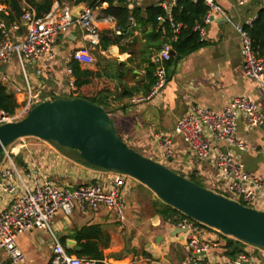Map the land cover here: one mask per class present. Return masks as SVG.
Listing matches in <instances>:
<instances>
[{"label": "crops", "instance_id": "1", "mask_svg": "<svg viewBox=\"0 0 264 264\" xmlns=\"http://www.w3.org/2000/svg\"><path fill=\"white\" fill-rule=\"evenodd\" d=\"M0 1L3 7L0 12L5 16L11 15L13 20L0 18L6 23L10 37L18 40L24 34L21 22V0ZM240 1L213 0L221 11L210 9L208 12L209 22L203 24L204 35L201 37L206 44L177 62L173 74L156 95L149 98L135 96L124 108L110 110V116L123 140L129 146L141 148L147 154L145 156L154 157L153 155L157 154L154 142L156 133L170 134L174 141L173 157L168 160L171 168L175 172L177 170V173L182 172L186 178L194 173L197 178L208 184L204 186L208 188L219 185L215 181V170L208 163L191 155L181 136L173 131L177 119L191 105L198 104L220 112L233 97L248 96L258 103H263L264 97L257 83L242 73L240 37L236 26L256 17L258 10L264 8V0ZM13 2L19 9L17 18ZM149 4H163L168 13L172 0H127L126 2L129 9L133 6L144 8ZM106 7L107 3L102 6V9L96 11L99 36L110 32L114 35H122V38L118 44H111L106 50H100V54L108 60L123 62L127 67L132 68L133 74L129 77V84H134L142 76L143 70L142 67L137 68L134 65L135 62L130 64L128 58L131 49L135 50L143 42L141 31L134 29L135 23L130 19L131 26L125 31L122 29L121 34H115L113 30L117 24L116 21L101 19L102 15H105L103 9ZM13 23L19 24V28L14 30ZM83 46L87 47L94 57L92 51L95 50V46L84 38L80 28H71L59 35L56 40L50 75L38 76L35 73V62L26 61L25 71L33 91H39L42 96L46 95L44 99L69 95L71 90L68 85V56L73 49ZM120 47L124 48L123 52L120 51ZM81 66L96 71V59L90 65ZM0 71L8 78L4 85L7 91L13 94L16 107H18L26 98V93L24 92V77L17 58L13 56L1 65ZM15 86H19L21 90L15 92ZM237 127V134L250 145V149L240 151L235 146L225 143H221L222 146L242 161L248 170L262 172L264 170V130L262 127L246 130L244 119L241 117L237 121ZM255 148L261 149L260 152ZM16 151H18L17 154L13 156L17 158L21 156L22 172L31 175L32 178L46 177L59 185L75 187L101 174V170L97 167L68 157L44 141H23ZM157 157L160 158V156ZM161 159L154 160L160 162ZM127 195H130L128 186L124 190V201ZM8 202V195L0 191V210L8 207ZM255 204L257 206L254 208L264 210V200L258 199ZM155 215L157 213L153 211L144 220H139L133 235L126 240L124 238L126 235L125 218L123 223L117 222L105 206H101L96 212L85 214L77 209L67 216L58 214L52 218L51 224L59 241L61 242L62 237L65 239V245H63L66 250L76 246V241L69 237L74 227L83 224H100L109 234V244L102 249L105 264H135L136 262V264H152L153 262L178 264L185 257L179 247L182 232H177L173 224L163 221L160 216L158 223L153 224L152 220ZM130 224L133 226L132 220ZM49 236L46 230L39 228H32L19 234L16 244L21 249L24 258L17 264H50L52 241ZM213 253L219 258L223 256V250L219 247L215 248ZM9 261V257L1 253L0 262L8 263ZM261 262L264 264V259Z\"/></svg>", "mask_w": 264, "mask_h": 264}, {"label": "built area", "instance_id": "2", "mask_svg": "<svg viewBox=\"0 0 264 264\" xmlns=\"http://www.w3.org/2000/svg\"><path fill=\"white\" fill-rule=\"evenodd\" d=\"M174 2L175 0H172L171 6ZM204 2L211 10L221 11L213 0H204ZM106 3L102 0L95 7L84 4L79 15L75 16L71 12L72 4L67 2L60 4L54 1L48 11L37 15L35 7L30 2L21 0V22L24 34L18 40L10 37L6 23L0 18V66L13 56L17 58L24 77V92L26 93L23 103L15 107L12 113L0 110V125L22 118L34 105L44 100L39 91H33L25 71V62H35V73L38 76L50 75L54 61V45L58 36L75 27L82 30L84 38L91 45L98 46L100 36L96 11L102 9ZM1 5L0 1V10L3 9ZM161 6L166 8L163 4ZM167 16L173 31L178 33L181 24L173 21L170 11ZM254 18L246 20L244 24H251ZM101 19L116 21L111 15H102ZM158 19L162 18L158 16ZM207 22H209V14L203 19V24ZM244 24L236 26L240 37L242 73L257 83L264 97V55L261 57L255 55L250 37L243 28ZM19 26L16 23L12 24L14 30ZM194 30L199 33L200 37L204 35L203 25H195ZM113 31L115 34L122 33V29L117 24ZM170 51V45L164 44L160 52L151 56V61L156 64L155 82L147 98L156 95L166 83L162 63L170 58ZM70 60H76L81 65L87 66L95 59L88 48L83 46L71 51L68 62ZM67 73L69 75L68 85L70 90L74 91V79L71 77L69 68ZM7 80V76L0 71V84H5ZM14 90L19 92L21 88L15 86ZM263 108L264 101L261 104L248 96L233 97L220 112L198 104L191 105L177 119L173 131L181 136L191 155L208 163L215 170V181L219 185L209 189L217 193L227 190L232 194V197L228 198L250 207H253L251 204L258 199L264 200V170L258 173L248 170L244 163L221 143L235 146L240 151L250 149V145L237 134V121L240 117L244 119L246 130L263 127ZM15 142L1 152L0 191L8 195L9 202L8 207L0 210V255L5 253L10 261L0 262V264H17L23 260L24 255L16 244V238L32 228L43 229L50 234L52 241L50 264H92L94 262L92 260L67 252L51 229V220L58 214L70 215L74 209L85 214L96 212L101 206H105L117 222L123 223L124 190L131 177L118 172L101 171L97 178L75 187L59 185L46 177L32 178L31 175L21 172L10 157V154H17L16 150L22 145H14ZM154 142L157 154L153 156H160L165 160L173 157L174 141L170 134L156 133ZM255 150L260 152L261 149L255 148ZM150 158L153 159V157ZM174 226L183 229L182 233L185 238L186 254L179 264H263L261 260L245 252L236 254L234 258H229L224 254L220 258L216 257L213 250L223 243L210 237L207 229L211 227L199 221L184 216Z\"/></svg>", "mask_w": 264, "mask_h": 264}, {"label": "water", "instance_id": "3", "mask_svg": "<svg viewBox=\"0 0 264 264\" xmlns=\"http://www.w3.org/2000/svg\"><path fill=\"white\" fill-rule=\"evenodd\" d=\"M83 6L73 5L72 14L79 15ZM170 53L175 55L173 50ZM25 137L45 141L101 171L125 174L183 215L264 251V210L199 185L138 152L117 133L110 111L88 99L75 95L44 99L22 118L1 124L0 161L5 147ZM158 219L157 214L152 223L157 224Z\"/></svg>", "mask_w": 264, "mask_h": 264}, {"label": "trees", "instance_id": "4", "mask_svg": "<svg viewBox=\"0 0 264 264\" xmlns=\"http://www.w3.org/2000/svg\"><path fill=\"white\" fill-rule=\"evenodd\" d=\"M36 10L37 15L48 11L53 2H64L72 5L84 3L87 6H98L102 0H27ZM107 7L103 9L105 15H111L115 18L117 25L127 30L130 26V19L135 23L134 29H139L142 34L143 42L135 50L131 49L128 62L134 64L137 68L142 67V76L134 83L129 84L132 68L126 66L123 62H113L106 59L100 50H106L111 44H118L122 35H114L110 32L100 34V42L95 46L97 58V70L93 71L87 67H82L76 60L68 62L71 77L74 79L75 90L69 95H75L88 99L104 109L124 108L128 102L135 96H147L151 86L155 82L154 71L156 64L151 61V56L160 52L164 44H169L171 50L175 52L174 56L163 61L162 66L165 70L166 80H168L176 67L177 62L185 56L197 51L206 43L200 37L199 33L194 30L197 24L203 25V19L210 11V7L204 0H175L170 8V14L175 22L181 24L178 33H175L170 26L166 10L160 4H149L144 8L133 6L131 9L126 5L127 0H105ZM121 3V5L119 4ZM16 12V18L19 15L17 4L13 2ZM160 16L162 19H158ZM0 17L13 20L11 15L5 16L0 12ZM243 28L248 33L253 50L257 57L264 55V8L258 10L256 17L251 24H244ZM1 36V32H0ZM124 48L120 47L123 52ZM105 64V65H104ZM131 79V78H130ZM46 95L43 96V99ZM55 98V97H53ZM17 106L12 93L7 91L4 84H0V110L12 113ZM119 134V131L117 130ZM120 135V134H119ZM188 179L195 183L198 178L194 173L187 176ZM203 186V185H202ZM162 204L155 209V212L170 224L175 225L179 219L185 215L171 206ZM69 237L76 241V246L68 248L69 254L93 260L94 264H105L102 249L109 244L108 232L97 223L83 224L76 226ZM62 244L65 245V239L61 238ZM245 243L234 238H226L225 243L220 245L223 254L229 258L240 252H243Z\"/></svg>", "mask_w": 264, "mask_h": 264}, {"label": "rangeland", "instance_id": "5", "mask_svg": "<svg viewBox=\"0 0 264 264\" xmlns=\"http://www.w3.org/2000/svg\"><path fill=\"white\" fill-rule=\"evenodd\" d=\"M93 55L97 61L98 58H97L96 51L93 52ZM19 79L21 80V77H19ZM111 119L113 120V118H111ZM262 130H264V126L262 127ZM32 140L37 141V142L42 141L36 137H25V138H22V140H19V139L16 140L14 145L22 144L23 141L27 142V141H32ZM41 143H43V142H41ZM45 143H47V142H45ZM47 145H48V143H47ZM131 147L134 148L135 150H137L138 152H140L144 155H147L145 152L142 151L141 148L136 147V146H131ZM10 157L13 159V161L18 166L19 170L22 172L23 168L20 164L21 156H18V158H17L15 156H13L12 154H10ZM153 158L154 159H161V158L155 157V156ZM160 162L175 172V170L171 168L168 160L161 159ZM176 173H177V170H176ZM178 173L181 175L183 174L182 172H178ZM197 180L203 186H208V184L205 183V181H203L202 179L198 178ZM127 186H128L129 191H130V195H127L125 197L126 205H125V208L123 209V215L125 218V226H126L125 227L126 235L124 236L125 240L133 235V233L137 227V224L140 222L139 220H144L145 218H147L153 211H155L156 208H158L162 204L161 203L162 201L151 190H149L146 186H144L143 184L134 180L133 178L129 179V183ZM219 192L224 194L226 197H232V194L227 190L219 191ZM251 206L256 207L257 205L255 203H252ZM131 220L133 222V226L130 224ZM150 221H151V219H150ZM50 225H51V229H52V224H50ZM207 232L209 233L210 237L218 239L221 243H225L227 237L232 238V237L224 235L221 232L216 231V230L211 229V228H208ZM48 235H49V233H48ZM181 235H182V240H181V245L179 247H181V250H182L183 256H184V254H186L185 238H184L183 233H181ZM139 245H141V244H139ZM248 247H249V249H248ZM243 250H244L243 252L253 255L258 260L264 259V252L258 248L251 247L248 244H245L243 247ZM134 262H136V261L134 260Z\"/></svg>", "mask_w": 264, "mask_h": 264}]
</instances>
